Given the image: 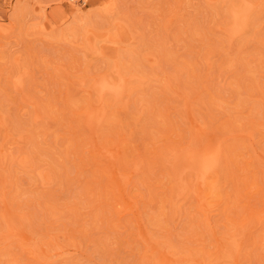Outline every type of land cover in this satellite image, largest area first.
<instances>
[{"label": "rangeland", "instance_id": "374dc122", "mask_svg": "<svg viewBox=\"0 0 264 264\" xmlns=\"http://www.w3.org/2000/svg\"><path fill=\"white\" fill-rule=\"evenodd\" d=\"M0 264H264V0H0Z\"/></svg>", "mask_w": 264, "mask_h": 264}, {"label": "bare ground", "instance_id": "6f19581e", "mask_svg": "<svg viewBox=\"0 0 264 264\" xmlns=\"http://www.w3.org/2000/svg\"><path fill=\"white\" fill-rule=\"evenodd\" d=\"M239 14V13H238ZM237 15V14H236ZM234 17V16H233ZM238 17V16H237ZM235 20H237L236 19V17H235ZM238 21V20H237ZM238 24V23H237ZM236 24V25H237ZM235 25V26H236ZM237 27L239 28V26L237 25ZM235 29H236V27H235ZM240 29V28H239ZM238 29V30H239ZM238 30H237V32H238ZM235 31V30H234ZM236 33V31L234 32V34ZM117 85V84H116ZM119 85V84H118ZM122 89V87H119V86H115V85H113L112 83H110V81H108V80H102L100 83H99V87H98V89H99V93L102 95V94H104V93H107V92H111V93H113L114 95H118L121 91V89ZM205 147V146H204ZM205 148H207V147H205ZM203 150V149H202ZM198 151V153L199 152H201L202 153V155H198V153H196L198 156H194V157H191L190 159H188V161H187V159L182 163V161H181V163H180V165H179V163L177 164V166L179 167V169H188V170H196V172L198 173L197 174V176L200 178V181H204L206 178H207V175H208V173L210 172V170L213 168V165H214V163H215V159H214V154H212L211 155V153H210V155H209V152H214V151H211V150H209L208 148H207V150H205V151ZM209 150V151H208ZM219 150V149H218ZM194 151V150H193ZM196 151V152H197ZM204 152V153H203ZM205 152H207V154L205 153ZM191 153H193L194 154V152H191ZM195 155V154H194ZM187 156H189L188 154H187ZM216 165V164H215ZM195 172V171H194ZM181 175H182V173H180ZM198 178V179H199ZM197 179V178H196ZM197 179V180H198ZM202 179V180H201ZM203 183V182H202ZM204 184V183H203Z\"/></svg>", "mask_w": 264, "mask_h": 264}]
</instances>
